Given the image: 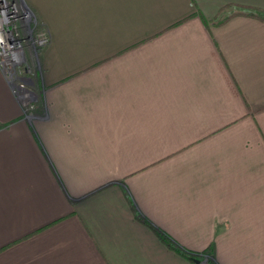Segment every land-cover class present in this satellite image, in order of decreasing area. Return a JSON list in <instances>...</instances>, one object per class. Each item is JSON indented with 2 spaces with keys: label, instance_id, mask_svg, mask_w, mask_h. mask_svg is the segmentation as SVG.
<instances>
[{
  "label": "crops",
  "instance_id": "obj_1",
  "mask_svg": "<svg viewBox=\"0 0 264 264\" xmlns=\"http://www.w3.org/2000/svg\"><path fill=\"white\" fill-rule=\"evenodd\" d=\"M26 114L0 66V264H264V0H14ZM35 20V21H36ZM34 21V22H35Z\"/></svg>",
  "mask_w": 264,
  "mask_h": 264
},
{
  "label": "built area",
  "instance_id": "obj_2",
  "mask_svg": "<svg viewBox=\"0 0 264 264\" xmlns=\"http://www.w3.org/2000/svg\"><path fill=\"white\" fill-rule=\"evenodd\" d=\"M21 18L25 20L20 21ZM26 38L31 40L33 46L38 47L48 41L45 31L34 28V18L30 12L20 8L14 0H0V66L6 72L16 93L21 84L12 83L10 78L11 74L15 73L14 67L20 62H25L23 47ZM18 96H26L28 100L32 97L30 92L24 95L18 93Z\"/></svg>",
  "mask_w": 264,
  "mask_h": 264
},
{
  "label": "trees",
  "instance_id": "obj_3",
  "mask_svg": "<svg viewBox=\"0 0 264 264\" xmlns=\"http://www.w3.org/2000/svg\"><path fill=\"white\" fill-rule=\"evenodd\" d=\"M235 6L237 9L230 11L226 17H228L232 14H235V13H246V14L257 16L260 19L264 20V11L261 9L252 8V7L249 8L246 5H235ZM39 27H41V25L39 24V21L36 20L34 23V28L38 29ZM135 217L139 221H141L144 224V226H146V228L151 230L157 236V238L164 245H166V247H168L170 250H172L176 254H178V255L182 256L183 258H185L189 261H192V262L194 261V258H198L200 260L202 258H204V260H202V264H216L214 257L212 255L213 251H212L211 246L202 252H194V251L188 250V249L182 247L181 245H179L171 236L166 234L159 227L153 225L150 221H148L141 214L135 212Z\"/></svg>",
  "mask_w": 264,
  "mask_h": 264
},
{
  "label": "rangeland",
  "instance_id": "obj_4",
  "mask_svg": "<svg viewBox=\"0 0 264 264\" xmlns=\"http://www.w3.org/2000/svg\"><path fill=\"white\" fill-rule=\"evenodd\" d=\"M24 20L25 19H23V18L20 19V21H24ZM30 23H33V22H30ZM32 44L33 43H31V40L29 41V39L26 38V40L24 42V47H23L24 53L26 54L25 62H22V63L20 62L14 67L15 73L11 74V78H10V80H12V83L14 82L15 84H18V85L21 84V86H18L19 90H17V93L15 92L17 96H18V93L21 95H24L27 92H30L32 95V97L30 96V98H31L30 100L26 99V96L22 97V98H19V96H18V99L21 102L23 112L26 114L29 112V110H31V107L33 106L32 100L35 97V95L37 94V92H35V89L31 88L30 83H28V79H33L34 73L37 74V70L33 71L32 66L30 64L31 62L34 63V60L30 62L28 59L29 58L28 57V48L30 46L32 47L33 46ZM35 47H37V46H35ZM212 255H213V252H212ZM201 260H204V258H202Z\"/></svg>",
  "mask_w": 264,
  "mask_h": 264
},
{
  "label": "water",
  "instance_id": "obj_5",
  "mask_svg": "<svg viewBox=\"0 0 264 264\" xmlns=\"http://www.w3.org/2000/svg\"><path fill=\"white\" fill-rule=\"evenodd\" d=\"M194 261L197 263H202V260L198 259V258H194Z\"/></svg>",
  "mask_w": 264,
  "mask_h": 264
},
{
  "label": "flooded vegetation",
  "instance_id": "obj_6",
  "mask_svg": "<svg viewBox=\"0 0 264 264\" xmlns=\"http://www.w3.org/2000/svg\"><path fill=\"white\" fill-rule=\"evenodd\" d=\"M33 49H36V47H35V46H33Z\"/></svg>",
  "mask_w": 264,
  "mask_h": 264
}]
</instances>
